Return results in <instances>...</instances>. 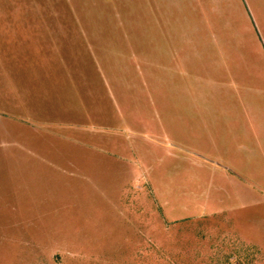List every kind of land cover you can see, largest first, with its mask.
Masks as SVG:
<instances>
[{"label":"rangeland","instance_id":"1","mask_svg":"<svg viewBox=\"0 0 264 264\" xmlns=\"http://www.w3.org/2000/svg\"><path fill=\"white\" fill-rule=\"evenodd\" d=\"M188 1L264 26V0ZM149 7L0 0V264H264L261 150L206 127L161 47L131 57Z\"/></svg>","mask_w":264,"mask_h":264},{"label":"crops","instance_id":"2","mask_svg":"<svg viewBox=\"0 0 264 264\" xmlns=\"http://www.w3.org/2000/svg\"><path fill=\"white\" fill-rule=\"evenodd\" d=\"M135 2L144 4L146 8L150 6L149 13L155 25L152 31L141 30L139 34L133 35L132 40L126 41L131 57L141 60L142 53H145L144 48L150 52V49L156 51L153 45L161 47L159 49L164 51L162 53L170 63L176 65L170 70L173 72L177 68L178 75L188 78L187 81L195 85H189L190 89L185 87L187 89L184 90L195 91L197 113L213 115L211 123L206 127H228L231 131L237 128L248 136V144L261 150L264 159V26L254 21V32L249 29L246 19L244 30L232 28L231 17L220 19L218 7L213 9L217 10L213 15L219 19L213 18L210 10L205 12V8H202V12L198 9L197 13H194V10L189 8L188 0ZM202 3L204 6L206 2L203 0ZM176 25L179 26L180 32ZM81 35L86 40L84 31ZM146 38H149V42H146ZM150 61L152 62L151 57ZM85 70L87 72L86 63ZM108 79L106 78L107 85L119 84L117 77L112 78L113 83ZM86 81L85 73V85ZM84 89L86 93L89 92L87 86ZM87 109L88 106L83 114L91 120L94 115ZM209 117L205 116V119ZM101 121L104 127L109 125L107 117H103ZM66 129L59 127V137L68 141L79 140L93 148V139H82V132L77 128L73 131Z\"/></svg>","mask_w":264,"mask_h":264}]
</instances>
